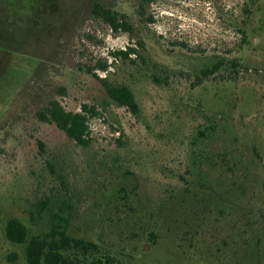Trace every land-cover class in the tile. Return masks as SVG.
I'll return each mask as SVG.
<instances>
[{
    "label": "rangeland",
    "instance_id": "rangeland-1",
    "mask_svg": "<svg viewBox=\"0 0 264 264\" xmlns=\"http://www.w3.org/2000/svg\"><path fill=\"white\" fill-rule=\"evenodd\" d=\"M93 2L125 14L138 36L93 19ZM139 4L11 7L0 44V264H26L24 246L6 239L9 219L31 237L54 214L114 264H264V0H150L146 24ZM128 46L142 59L113 61ZM213 56L224 66L195 86ZM93 75L128 87L137 114ZM52 100L96 109L86 146L37 119Z\"/></svg>",
    "mask_w": 264,
    "mask_h": 264
},
{
    "label": "trees",
    "instance_id": "trees-1",
    "mask_svg": "<svg viewBox=\"0 0 264 264\" xmlns=\"http://www.w3.org/2000/svg\"><path fill=\"white\" fill-rule=\"evenodd\" d=\"M17 1L0 0V44L1 42L6 43V40L3 39V34L11 27L12 22H9V18H13L16 14L15 8L13 11L11 7ZM25 1L29 2L30 0ZM149 2L150 0H140L137 17L142 24H146V22L151 20L145 17L146 7ZM90 13L93 19L101 20L114 33L123 32L130 36H138V30L135 32L133 23L125 14H120L112 8L105 7L97 2L91 4ZM242 42L246 43L244 33ZM136 45L138 49L145 50V44L141 38H138ZM6 47L7 45L3 48ZM138 49L128 46L124 50H117L111 53L110 57L113 61L120 59L123 62L134 65L136 63L135 59H142ZM209 61L211 67L200 71V76H196L195 86L200 85L224 66V61L221 58L213 56ZM230 65L234 68L237 63L233 60L230 61ZM97 67L102 72L108 73L106 62H99ZM91 71L88 72L91 73ZM93 76L101 83L110 101L117 107L126 108L133 115L137 114L138 105L128 87L113 86L106 78L99 79L96 75ZM97 116L98 113L94 107L82 105L80 112L72 113L65 111L56 100L50 101L47 107L36 113V117L40 122L54 125L69 140L79 146H86L89 143L88 122ZM206 130H198L199 136L205 138ZM40 146H42L41 143ZM5 236L10 243L24 246L23 259L26 264H114L115 262L111 256L103 255L102 249L95 242L71 237L67 229L63 227V222L59 220L57 214H54L52 227L48 233L31 237L28 236V230L24 224L16 219H9L5 226ZM14 259L15 256H12L11 260Z\"/></svg>",
    "mask_w": 264,
    "mask_h": 264
}]
</instances>
